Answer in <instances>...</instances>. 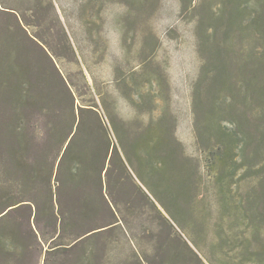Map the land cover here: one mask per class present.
<instances>
[{
  "label": "rangeland",
  "instance_id": "1",
  "mask_svg": "<svg viewBox=\"0 0 264 264\" xmlns=\"http://www.w3.org/2000/svg\"><path fill=\"white\" fill-rule=\"evenodd\" d=\"M1 5L26 16L76 104L96 105L107 128L127 239L99 245L121 241L127 264H264V0Z\"/></svg>",
  "mask_w": 264,
  "mask_h": 264
},
{
  "label": "trees",
  "instance_id": "2",
  "mask_svg": "<svg viewBox=\"0 0 264 264\" xmlns=\"http://www.w3.org/2000/svg\"><path fill=\"white\" fill-rule=\"evenodd\" d=\"M0 15L8 19L0 40V264H127L121 241L99 245L119 231L127 237L114 199L123 183L107 167L111 141L96 105L76 104L24 14L2 6ZM27 42L44 62L25 57ZM150 248L163 245L152 238Z\"/></svg>",
  "mask_w": 264,
  "mask_h": 264
}]
</instances>
